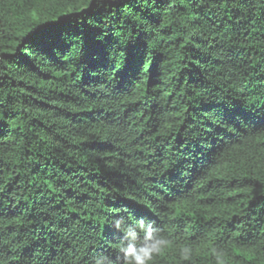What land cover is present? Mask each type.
<instances>
[{
    "label": "trees",
    "instance_id": "trees-1",
    "mask_svg": "<svg viewBox=\"0 0 264 264\" xmlns=\"http://www.w3.org/2000/svg\"><path fill=\"white\" fill-rule=\"evenodd\" d=\"M122 217L264 264V0H0V264H120Z\"/></svg>",
    "mask_w": 264,
    "mask_h": 264
},
{
    "label": "clouds",
    "instance_id": "clouds-1",
    "mask_svg": "<svg viewBox=\"0 0 264 264\" xmlns=\"http://www.w3.org/2000/svg\"><path fill=\"white\" fill-rule=\"evenodd\" d=\"M113 227L121 233V240L117 245V259L120 264H152L154 257L160 255L168 248L172 241L158 235L161 231L152 223L139 221H126L123 217L113 221ZM217 264H222V253L213 249ZM191 256V248L181 249L180 259L187 261ZM107 258H105L106 260ZM97 264H104L97 261Z\"/></svg>",
    "mask_w": 264,
    "mask_h": 264
}]
</instances>
